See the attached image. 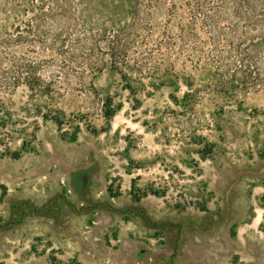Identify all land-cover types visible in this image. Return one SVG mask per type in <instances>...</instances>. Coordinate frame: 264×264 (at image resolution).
<instances>
[{
    "label": "rangeland",
    "instance_id": "1",
    "mask_svg": "<svg viewBox=\"0 0 264 264\" xmlns=\"http://www.w3.org/2000/svg\"><path fill=\"white\" fill-rule=\"evenodd\" d=\"M169 9L154 3L153 40ZM185 69L178 91L143 80L132 94L105 65L50 97L20 87L4 99L0 264H264L263 86L218 93ZM106 98L121 106L109 125ZM77 173L89 175L81 192Z\"/></svg>",
    "mask_w": 264,
    "mask_h": 264
},
{
    "label": "trees",
    "instance_id": "2",
    "mask_svg": "<svg viewBox=\"0 0 264 264\" xmlns=\"http://www.w3.org/2000/svg\"><path fill=\"white\" fill-rule=\"evenodd\" d=\"M156 1L116 0L104 7L100 0H0V119L4 99L18 88L25 87L31 99L50 97L72 73L97 74L105 65L132 94L143 80L153 90L178 91L185 63L206 73L210 80L203 88L218 93L264 89L258 66L264 59V0H170L168 19L153 40ZM176 63L183 72H176ZM193 82L191 75L185 78L187 88ZM199 99L198 89L183 97ZM103 108L109 125L121 106L106 98Z\"/></svg>",
    "mask_w": 264,
    "mask_h": 264
},
{
    "label": "flooded vegetation",
    "instance_id": "3",
    "mask_svg": "<svg viewBox=\"0 0 264 264\" xmlns=\"http://www.w3.org/2000/svg\"><path fill=\"white\" fill-rule=\"evenodd\" d=\"M88 174L86 173H77V175H75V182H74V186L78 187V191L81 192L83 190L84 184L88 181Z\"/></svg>",
    "mask_w": 264,
    "mask_h": 264
}]
</instances>
